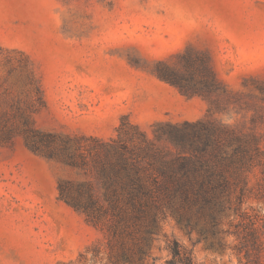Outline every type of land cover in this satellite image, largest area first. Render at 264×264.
<instances>
[{
	"label": "rangeland",
	"instance_id": "rangeland-1",
	"mask_svg": "<svg viewBox=\"0 0 264 264\" xmlns=\"http://www.w3.org/2000/svg\"><path fill=\"white\" fill-rule=\"evenodd\" d=\"M0 45L32 60L45 99L33 119L45 133L110 140L125 117L151 135L159 122L206 117L207 100L183 96L157 76L159 63L179 70L186 54L207 58L216 77L240 95L235 100L242 109L234 104L215 117L247 132L252 117L261 116L256 131L264 136V103L250 95L253 82L244 86L248 78L264 79V0H0ZM2 58L16 63L20 57L4 52ZM9 69L5 61L0 65V107L35 101L27 87L31 71ZM24 178L57 183L59 197L61 180L84 179L34 154L21 136L0 146V205L11 203L0 210V264H111L103 233L89 224L82 231L75 216L68 226L72 239L65 243V227L54 212L37 199L17 196ZM246 206L264 215V202L249 199ZM189 232L168 216L146 264L152 258L167 264L173 240L192 252L196 264H245L234 236H222L224 247L211 248L196 230ZM99 243L95 257L89 249Z\"/></svg>",
	"mask_w": 264,
	"mask_h": 264
},
{
	"label": "trees",
	"instance_id": "trees-1",
	"mask_svg": "<svg viewBox=\"0 0 264 264\" xmlns=\"http://www.w3.org/2000/svg\"><path fill=\"white\" fill-rule=\"evenodd\" d=\"M19 55L16 63L2 54ZM176 69L159 63L157 76L177 87L183 96H201L208 102L206 117L181 123L159 122L152 135L128 117L116 137L70 136L45 133L33 115L45 107L44 91L33 72V62L23 51L0 45V65L9 71L31 73L27 87L36 100L0 107V146L24 138L34 154L77 170L80 181L59 182L60 200L107 239L111 264H146L160 225L172 216L211 248L224 247L221 237L238 240L234 250L245 264H264V215L247 207L249 199L264 202V136L256 131L258 119L245 132L217 119L236 104L239 93L229 89L212 71L207 58L182 55ZM256 95L264 103V79L251 77ZM235 100V101H233ZM258 174L255 184L252 176ZM260 175V176H259ZM189 232V233H190ZM167 264H196L191 251L177 240L170 242ZM101 244L89 251L95 257ZM157 258H152L155 264Z\"/></svg>",
	"mask_w": 264,
	"mask_h": 264
},
{
	"label": "crops",
	"instance_id": "crops-1",
	"mask_svg": "<svg viewBox=\"0 0 264 264\" xmlns=\"http://www.w3.org/2000/svg\"><path fill=\"white\" fill-rule=\"evenodd\" d=\"M22 188L19 189L17 196H21L22 198H32L41 201V207L45 211H52L55 213L57 219L61 221V223L65 227V232L62 233V240L65 243H68L72 239V231L68 230V226H71L75 216L77 219V224L81 228L82 231L85 228H89V225L83 219V216L76 213L71 207H69L65 202L59 199L58 195V185L55 184H40L44 182H50L47 179L42 178H24L21 179ZM7 196L9 195V191L2 190ZM15 205V203H13ZM11 203L3 201L0 205V210H7L10 208ZM86 223V224H85ZM61 260H64V257H60Z\"/></svg>",
	"mask_w": 264,
	"mask_h": 264
}]
</instances>
